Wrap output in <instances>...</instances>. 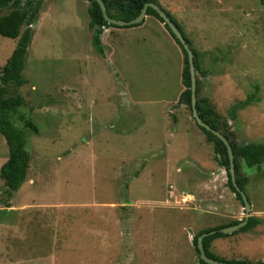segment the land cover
<instances>
[{
	"label": "rangeland",
	"instance_id": "1",
	"mask_svg": "<svg viewBox=\"0 0 264 264\" xmlns=\"http://www.w3.org/2000/svg\"><path fill=\"white\" fill-rule=\"evenodd\" d=\"M200 54L199 95L238 145L264 142V7L257 0H155ZM88 0H43L18 93L30 165L0 217V264H200L192 238L241 220L212 143L178 100L183 53L153 15L88 26ZM22 30V29H21ZM17 38L0 35V68ZM258 86L249 105L230 108ZM7 146L0 134V166ZM242 192L256 226L214 238L227 261L264 260V162ZM0 179V209L3 208ZM264 262V261H262Z\"/></svg>",
	"mask_w": 264,
	"mask_h": 264
},
{
	"label": "trees",
	"instance_id": "2",
	"mask_svg": "<svg viewBox=\"0 0 264 264\" xmlns=\"http://www.w3.org/2000/svg\"><path fill=\"white\" fill-rule=\"evenodd\" d=\"M87 13L89 16L88 26L91 29H95L96 33L94 40L98 43L100 41L99 35L102 33L103 28L112 27H132L142 23L119 26L110 24L103 18L101 9L95 0H88ZM105 5V10L108 16L128 21L138 15L140 9L146 2H155V0H102ZM259 4L264 7V0H257ZM43 0H0V35L7 38L15 39L17 42L11 54L7 57L5 63L0 68V134L4 137L7 146L6 160L0 166V179L3 181V208L0 209V217H5L10 209H7L11 205L9 199L13 192L18 190L23 181L25 180L27 170L30 165V154L25 148V130L29 129L34 133H37V126L23 115L18 116L22 120V127L19 128L14 123V116L19 111V108L24 105V98L18 93V88L24 83L22 71L24 68V57L31 39L32 28L37 19L41 4ZM164 10V9H163ZM167 15L174 21L178 29L182 32L181 27L170 15L169 12L164 10ZM153 15L159 19L162 23V18L151 7H147L146 15ZM170 35L175 39L180 46L183 53L182 68L180 71V83L183 89L178 95V100L185 104L191 111L190 102V75L188 69V61L185 50L180 42L174 37L169 27L163 23ZM22 29V30H21ZM184 38L188 42V45L193 53V63L196 76V103L195 107L201 120L209 125L212 129L218 130L224 135L231 146L234 169H235V181L239 190H243L246 178L240 174V161L241 159L246 166L259 167L264 162V142H248L242 145H238L230 134L226 131L227 120L220 115L216 110L210 99L206 96L199 95V78L196 72H201L200 54L191 45L188 38L182 32ZM258 86L254 85V89L249 93L245 99L238 100L230 108V115L234 117L237 110L249 105L252 101L256 100ZM192 114V113H191ZM193 117V116H192ZM194 119V117H193ZM195 121V119H194ZM199 129L204 133L206 139L212 143L214 158L220 166H223L227 174V184L229 188L235 193L236 197L243 205V201L239 191L233 186L230 174H229V159L227 150L223 142L214 135L211 131L200 126L195 121ZM242 220V219H241ZM240 220H232L227 223L219 224L212 227L202 228L192 238L194 249L198 255L200 264H208L200 258L199 250L197 247V237L204 232L210 230H216L212 234H208L202 238V245L205 254L208 257L216 260L224 261L228 264H252L247 260H232L227 261L222 258H218L210 250L211 241L220 236H226L235 234L237 232H244L252 227L256 226L260 222V219L254 215H249L246 224L240 227L238 230L231 233H222L220 228L236 224ZM261 264L264 262L260 261Z\"/></svg>",
	"mask_w": 264,
	"mask_h": 264
},
{
	"label": "water",
	"instance_id": "3",
	"mask_svg": "<svg viewBox=\"0 0 264 264\" xmlns=\"http://www.w3.org/2000/svg\"><path fill=\"white\" fill-rule=\"evenodd\" d=\"M95 1L98 3V5L100 7L103 18L105 19V21L107 23L115 24V25H119V26L137 24V23L141 22L144 19V17L146 16L147 7H151L162 18L163 23H165L169 27V29L171 30L174 37L182 45V47L185 50L186 55H187L188 69H189V75H190V102H191L192 116L194 117V119L198 125L203 126V127H205V129L211 131L225 145L226 150H227L228 159H229L230 179H231L233 186L239 191L241 198H242V201H243V210H244L243 219L240 220L236 224H232V225L222 227L219 229V231H221L222 233H231L233 231L238 230L240 227L244 226L248 220L250 203L248 202L245 194L241 190H239V188L236 184L233 154H232V150H231V146L229 144V141L218 130L212 129L209 125L204 123L201 120V118L199 117L198 112L196 110V107H195V103H196V96H195V93H196V76H195V69H194V63H193V53H192V50L190 49V47L188 45V42L184 38L182 32L178 29L176 23L174 21H172V19L167 15V13L158 4H156L154 2L150 1V2L144 3V5L140 9V12L138 13V15L136 17H134L133 19H130L128 21H125L122 19H116V18L108 16L106 13L105 5H104L103 1L102 0H95ZM215 231L216 230H210L209 232H204L197 237V247L199 250L200 258L208 264H228L224 261H220V260H216L214 258L208 257L204 252L203 245H202V238L208 234L214 233ZM253 264H261V263L255 262Z\"/></svg>",
	"mask_w": 264,
	"mask_h": 264
},
{
	"label": "crops",
	"instance_id": "4",
	"mask_svg": "<svg viewBox=\"0 0 264 264\" xmlns=\"http://www.w3.org/2000/svg\"><path fill=\"white\" fill-rule=\"evenodd\" d=\"M9 208V207H8ZM250 208H251V205H250ZM262 261H264V260H262Z\"/></svg>",
	"mask_w": 264,
	"mask_h": 264
}]
</instances>
